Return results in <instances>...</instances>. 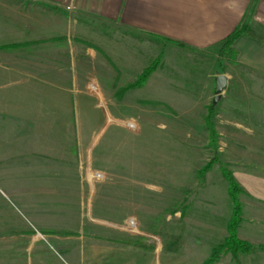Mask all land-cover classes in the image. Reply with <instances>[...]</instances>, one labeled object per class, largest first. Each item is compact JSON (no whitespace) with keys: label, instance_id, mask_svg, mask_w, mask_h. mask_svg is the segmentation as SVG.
Wrapping results in <instances>:
<instances>
[{"label":"rangeland","instance_id":"rangeland-1","mask_svg":"<svg viewBox=\"0 0 264 264\" xmlns=\"http://www.w3.org/2000/svg\"><path fill=\"white\" fill-rule=\"evenodd\" d=\"M257 14L240 24L255 36ZM17 18L12 40L0 27V46L21 44L0 49V264H202L227 236L222 166L264 174V113L249 112L264 77L221 42L189 48L94 16L44 39L43 15ZM155 59L143 86L119 92ZM240 197L239 237L255 249L215 264H264V205Z\"/></svg>","mask_w":264,"mask_h":264},{"label":"crops","instance_id":"crops-1","mask_svg":"<svg viewBox=\"0 0 264 264\" xmlns=\"http://www.w3.org/2000/svg\"><path fill=\"white\" fill-rule=\"evenodd\" d=\"M1 1L0 4L6 8L0 10V27L2 32L8 33L1 37L9 41L16 34L15 22L18 20L16 17H23L30 25L34 23L33 20L31 21V16L35 13L43 15V34L46 35L44 39L59 35L74 37L75 33L80 31V25L89 28L84 17L94 16L118 21L119 25L149 34L170 44L183 43L189 48L200 50L215 46L238 28L244 20L245 11L249 17L256 15L257 12L260 16H264V0H261L262 3L259 2L260 0ZM26 1L30 4V8ZM31 1L39 4L35 6ZM39 23V20L35 23V32L40 30ZM260 38V36L241 35L234 42V47L238 50V62L264 77V33L263 40L258 42ZM261 81L264 83V78ZM249 112L257 114L259 120L263 118L264 105H257ZM29 117L33 118L34 115ZM236 122L239 121H235L234 127H240ZM234 173L248 197H251L252 206L255 208L259 204L264 205V174L245 169H235ZM98 246L95 245L91 249L96 250ZM130 258L120 264L134 261L132 257Z\"/></svg>","mask_w":264,"mask_h":264},{"label":"trees","instance_id":"trees-1","mask_svg":"<svg viewBox=\"0 0 264 264\" xmlns=\"http://www.w3.org/2000/svg\"><path fill=\"white\" fill-rule=\"evenodd\" d=\"M241 35H248V36H255L249 30V26L247 24H243L232 31L225 39H223L219 46V51L225 53V55H229L233 53L235 57L238 56V50L234 47V42L238 39ZM259 36L261 37L258 42L263 40V33H260ZM64 37V36H63ZM63 37H60L63 39ZM56 39V38H53ZM79 40V39H78ZM83 43H87L86 41H80ZM21 44L10 43L4 44L0 46V49H13L16 46H20ZM159 65V60L155 59L153 62L150 63L148 67H146L138 76L137 80L130 83L125 88H121L119 92L122 94L127 89L131 88H138L143 86L150 78V76L154 73ZM208 115L206 118V124L209 125L210 130L212 133L214 132V119L213 115L216 114V105L215 103L211 104L208 108ZM213 165L207 164L204 168H201L198 171L200 177H205V175L212 170ZM221 172L223 177L227 183V191L228 196L230 198L232 204V211L230 218L227 222V236L224 238L222 242L213 246L210 251L209 257L202 263V264H215L217 263L221 256L226 253H231L236 261H239L241 255L250 254L254 249L255 246L249 242L248 240L242 239L239 237V228L243 222V202L241 200V195L246 191L241 186L240 182L238 181L235 173L232 169L228 168V166H222ZM156 231V230H155Z\"/></svg>","mask_w":264,"mask_h":264},{"label":"water","instance_id":"water-1","mask_svg":"<svg viewBox=\"0 0 264 264\" xmlns=\"http://www.w3.org/2000/svg\"><path fill=\"white\" fill-rule=\"evenodd\" d=\"M228 76L226 74H218L216 76V94L221 95L227 86Z\"/></svg>","mask_w":264,"mask_h":264}]
</instances>
